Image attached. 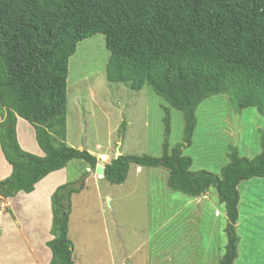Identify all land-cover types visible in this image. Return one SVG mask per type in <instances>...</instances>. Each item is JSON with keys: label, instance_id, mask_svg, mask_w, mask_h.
<instances>
[{"label": "trees", "instance_id": "obj_1", "mask_svg": "<svg viewBox=\"0 0 264 264\" xmlns=\"http://www.w3.org/2000/svg\"><path fill=\"white\" fill-rule=\"evenodd\" d=\"M97 34L110 53V83L135 92L148 86L184 119L183 141L171 147L168 108L162 156H117L105 165L104 178L122 185L137 165L166 169L168 187L190 197L214 187L228 219L219 264H234L238 187L264 178V149L251 159L230 147L220 176L192 170L183 149L192 146L198 106L211 96L226 94L235 110L252 107L264 115V0H0V146L12 167L0 181V210L4 200L32 193L72 160L96 169L95 155L67 144V112L69 60L79 42ZM18 117L33 126L44 156L21 148ZM84 183L69 181L51 197L50 264H75L69 223L72 198Z\"/></svg>", "mask_w": 264, "mask_h": 264}, {"label": "rangeland", "instance_id": "obj_2", "mask_svg": "<svg viewBox=\"0 0 264 264\" xmlns=\"http://www.w3.org/2000/svg\"><path fill=\"white\" fill-rule=\"evenodd\" d=\"M109 57L105 36L97 34L79 42L69 60L70 146L111 160L117 151L161 157L168 108L170 145L182 143V112L169 107L148 86L135 92L128 84L110 83ZM197 109L192 146L183 149L193 160L192 170L220 176L229 162L230 147L251 159L263 151L264 115L255 108L235 110L229 96L221 94L204 100ZM67 169L71 182L79 186L85 180L83 190L72 198L69 223L75 264H219L227 245L228 219L214 187L206 197L194 198L171 190L164 168L145 167L138 173L132 165L122 185L90 178L83 160H72ZM238 189L239 244L234 264H264V178L243 181ZM14 211L34 248L35 243L39 246L44 238L38 229L42 223L31 226L28 215L17 206ZM8 240L18 257L28 254L29 247L20 245L14 234Z\"/></svg>", "mask_w": 264, "mask_h": 264}, {"label": "crops", "instance_id": "obj_3", "mask_svg": "<svg viewBox=\"0 0 264 264\" xmlns=\"http://www.w3.org/2000/svg\"><path fill=\"white\" fill-rule=\"evenodd\" d=\"M16 128L17 138L23 150L37 156L45 155L37 143L35 129L28 121L18 117ZM67 144L70 146L68 141V128ZM89 152L97 157L98 163H103L101 161L103 160L102 157L106 155L94 154L92 151ZM106 157L107 160H111L108 156ZM115 157H117V153L115 154ZM103 161H105V163H103L104 165L109 163L106 160ZM67 167L46 176L36 184L35 190L32 193L26 194L20 192L15 197L4 200L2 209L0 210V264H50L52 253L46 244L53 239V236L48 234L53 219L51 197L59 186L70 181ZM143 168L145 167L137 166V172L142 173ZM87 171L89 172L90 178H93L95 181L105 179L104 176L98 175L91 170L88 165ZM11 173L12 167L6 161L0 146V181L8 178ZM207 194L204 197H206ZM16 206L20 209L22 215H28L27 221L31 226L39 224L40 222L42 223V227L38 228L44 236L40 243L41 246H37L38 243H35L34 248L32 241L29 239L28 233L24 231L27 228L23 220H21V216L14 211ZM216 216H220L218 212H216ZM11 233L15 235V240L17 239L16 241L20 245L22 244L29 247L31 255H29V252L28 254L25 252L24 256H17V253L11 249L10 241L8 240Z\"/></svg>", "mask_w": 264, "mask_h": 264}, {"label": "water", "instance_id": "obj_4", "mask_svg": "<svg viewBox=\"0 0 264 264\" xmlns=\"http://www.w3.org/2000/svg\"><path fill=\"white\" fill-rule=\"evenodd\" d=\"M120 151H117V156H120ZM105 165L103 163H98L95 169L96 174L104 176Z\"/></svg>", "mask_w": 264, "mask_h": 264}, {"label": "bare ground", "instance_id": "obj_5", "mask_svg": "<svg viewBox=\"0 0 264 264\" xmlns=\"http://www.w3.org/2000/svg\"><path fill=\"white\" fill-rule=\"evenodd\" d=\"M98 66H99V65H98ZM98 66H97V67H98ZM102 158H103V159H107V157H106V156H103Z\"/></svg>", "mask_w": 264, "mask_h": 264}]
</instances>
